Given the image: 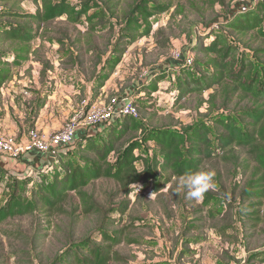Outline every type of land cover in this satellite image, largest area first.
I'll list each match as a JSON object with an SVG mask.
<instances>
[{
    "label": "trees",
    "instance_id": "trees-1",
    "mask_svg": "<svg viewBox=\"0 0 264 264\" xmlns=\"http://www.w3.org/2000/svg\"><path fill=\"white\" fill-rule=\"evenodd\" d=\"M179 1L0 0L3 6L0 8V89L21 72L18 70L20 65L32 62L37 56L40 46L35 47L34 42L41 41V32L47 24L65 18L71 24L86 23L88 32L94 34L101 24L107 23L108 15L121 23V29L111 55L103 63L99 57L103 73L96 77L97 91L121 63L127 45L149 36L153 26L151 20L173 7L179 8L175 5ZM194 1L211 9L216 5L225 6V0ZM24 2H29L35 10L24 11ZM247 36L264 42V0L239 2L228 8L226 16L200 20L194 27V42L187 48L196 53L192 64L187 65L189 58L187 51L184 52L177 60L168 61L166 70L161 68V72L141 80L139 91L156 92L168 71H174L172 83L178 92L177 100L212 90L206 101L209 103L208 115L217 110L226 111L235 96L248 99V106L235 109L229 115H217L208 122L151 130L131 117H114L103 125L82 129L71 144L62 145L53 155L30 152L35 154V162L26 167L23 175H13L0 168V187L8 192L0 207V224L35 212H58L69 193L77 198L83 216L95 215L100 206L85 190L95 180L115 182L131 202L137 189L146 192L154 186L164 188L173 178L179 179L187 172H201L204 164L214 158L221 156L227 162L236 160L238 150L248 156V160L237 167L245 179L240 201L248 203V214L241 215L240 224L244 222L242 227L249 231L256 230L263 221L260 208L264 199V48L249 46L245 41ZM119 40L123 41L120 46ZM39 76H44L43 70L39 71ZM42 82L41 87H45L41 91L42 97L34 101L38 106L44 105V99L50 97L48 83ZM218 94L222 96L219 106L214 105ZM93 103L95 101L88 105ZM131 104L138 112L135 101ZM144 146L151 148L149 158L143 154ZM138 151L140 153H136ZM139 165L142 172L138 171ZM211 199L205 193L203 204L207 205ZM127 206L128 203H122L115 211L119 223ZM124 232L121 227L109 235L104 234L101 245L71 253V259L64 264H110L116 261L118 255L114 248L123 242ZM251 257L248 256L249 261Z\"/></svg>",
    "mask_w": 264,
    "mask_h": 264
},
{
    "label": "rangeland",
    "instance_id": "rangeland-1",
    "mask_svg": "<svg viewBox=\"0 0 264 264\" xmlns=\"http://www.w3.org/2000/svg\"><path fill=\"white\" fill-rule=\"evenodd\" d=\"M236 3L238 0H225L224 7L216 5L211 9L201 7L198 1H179L175 5L181 9L173 7L151 20L149 36L132 44L124 41L128 45L121 63L97 91L96 77L103 73L99 57L103 63L111 55L119 39L121 23L107 15V23L101 24L94 34L88 32L86 23L71 24L65 18L47 24L41 32V41L34 42L35 47L40 46L37 56L32 62L20 65L18 70L22 79L31 82L27 84L28 90L34 91L30 88L34 80L38 85L44 80L50 96L59 93V105L44 99L47 112H53L51 122L46 124L50 128L49 135L61 130L84 107L83 102L107 105L114 98L120 102L133 100L138 107L135 120L148 125L149 130L208 122L212 117L229 115L235 109L248 106V99L235 96L226 111L217 110L208 115L206 101L212 90L177 100L178 92L172 83L174 71H168L156 92L139 91L141 80L161 72V68L166 70L168 61L177 60L187 51L194 42V27L200 20L226 16L228 8ZM22 9L32 12L35 7L24 2ZM245 39L253 48H264L261 39L249 36ZM119 41L120 46L123 41ZM186 56L192 60L196 53L187 51ZM41 70L44 76L40 78ZM27 71L31 72L29 76ZM68 96L71 105H68ZM216 98L214 105H222V96L218 94ZM149 150V146H144L146 158H149ZM235 157L236 160L227 162L220 156L202 167L201 172L214 174L213 187L206 192L212 197L207 205L203 200L188 197L180 178L171 179L164 188L154 186L146 192L137 189L131 202L115 182L99 179L85 189L100 206L95 215L83 216L77 198L69 193L58 212H35L7 219L0 224V264H64L71 259V253L101 245L104 234L109 235L121 227L125 230L124 240L114 248L118 258L110 264H264V199L260 208L262 223L254 231L242 227L244 222L240 224V218L248 214V203L240 201L245 179L237 167L248 160V156L237 150ZM110 161H114L113 155ZM138 171H143L141 165ZM4 190L0 187V207L8 194ZM122 203L128 206L119 223L115 211ZM111 219L115 221L110 222ZM249 255H252L250 261Z\"/></svg>",
    "mask_w": 264,
    "mask_h": 264
},
{
    "label": "crops",
    "instance_id": "crops-1",
    "mask_svg": "<svg viewBox=\"0 0 264 264\" xmlns=\"http://www.w3.org/2000/svg\"><path fill=\"white\" fill-rule=\"evenodd\" d=\"M22 76L19 72L0 89V134L12 137L20 143H25L31 130H37L46 136L50 134V128L46 124L51 119L53 112H47L48 105L38 106L34 104L39 96L42 97L41 91L45 87H41L34 80L30 87L34 92L30 91L27 84H31V82L27 78L22 79ZM58 95H51L48 99L59 105L60 97ZM64 98L67 97L64 96ZM68 105H71L69 96ZM81 131L82 129L76 135ZM34 156L35 154L29 153L22 158L12 159L0 155V168L13 175L17 173L23 175L27 170L26 167L35 162Z\"/></svg>",
    "mask_w": 264,
    "mask_h": 264
},
{
    "label": "built area",
    "instance_id": "built-area-1",
    "mask_svg": "<svg viewBox=\"0 0 264 264\" xmlns=\"http://www.w3.org/2000/svg\"><path fill=\"white\" fill-rule=\"evenodd\" d=\"M245 1L238 0V2ZM213 28L216 29L217 26H213ZM186 63L191 65V59H188ZM82 106L84 107L68 120L61 130L51 135L46 136L37 130H31L28 133L27 141L20 143L12 137L0 134V155L12 159H19L30 152L53 155L62 145L71 144L75 139L76 132L81 129L103 125L114 117H131L133 119L138 117L136 108L128 99L120 102L114 98L107 105L98 102L89 107L88 103L83 102Z\"/></svg>",
    "mask_w": 264,
    "mask_h": 264
},
{
    "label": "clouds",
    "instance_id": "clouds-1",
    "mask_svg": "<svg viewBox=\"0 0 264 264\" xmlns=\"http://www.w3.org/2000/svg\"><path fill=\"white\" fill-rule=\"evenodd\" d=\"M213 176L211 172H187L180 178L181 186L188 190V197L203 200L205 193L213 187Z\"/></svg>",
    "mask_w": 264,
    "mask_h": 264
}]
</instances>
